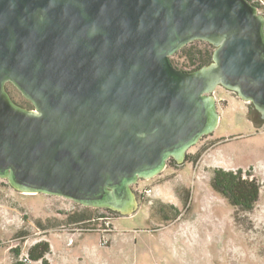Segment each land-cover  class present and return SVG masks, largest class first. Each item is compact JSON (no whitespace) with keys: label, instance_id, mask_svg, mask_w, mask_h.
Returning <instances> with one entry per match:
<instances>
[{"label":"water","instance_id":"1","mask_svg":"<svg viewBox=\"0 0 264 264\" xmlns=\"http://www.w3.org/2000/svg\"><path fill=\"white\" fill-rule=\"evenodd\" d=\"M191 45L211 62L196 69ZM218 86L264 120L249 0H0V178L129 212L134 184L215 131Z\"/></svg>","mask_w":264,"mask_h":264},{"label":"rangeland","instance_id":"2","mask_svg":"<svg viewBox=\"0 0 264 264\" xmlns=\"http://www.w3.org/2000/svg\"><path fill=\"white\" fill-rule=\"evenodd\" d=\"M251 2L264 16V0ZM213 96L221 116L215 131L182 162L170 158L161 173L134 184L129 212L19 191L0 178V264H43L28 255L42 239L51 243L48 264H264V120L233 91L218 86ZM215 167L258 178L252 210L212 188ZM83 214L91 218L77 221Z\"/></svg>","mask_w":264,"mask_h":264},{"label":"trees","instance_id":"3","mask_svg":"<svg viewBox=\"0 0 264 264\" xmlns=\"http://www.w3.org/2000/svg\"><path fill=\"white\" fill-rule=\"evenodd\" d=\"M249 1L251 2V0ZM207 45L212 46L209 42H207ZM180 51L184 52L185 56L189 57L191 62L197 63V66H195L196 69L209 64L212 60V53L214 52L210 48H200L196 45H191L188 49L184 46ZM171 59L178 66L179 63L173 57ZM211 182L214 190L225 196L231 205L243 211L252 210L259 200L261 183L256 176H252L249 172L245 175L242 167L236 169L215 167L213 168ZM90 218L91 216L89 214H83L76 218V220L83 221ZM50 244L49 241L44 239L33 244L28 251L29 260H41L43 264H48L46 256L50 252ZM15 264H25V262H16Z\"/></svg>","mask_w":264,"mask_h":264},{"label":"built area","instance_id":"4","mask_svg":"<svg viewBox=\"0 0 264 264\" xmlns=\"http://www.w3.org/2000/svg\"><path fill=\"white\" fill-rule=\"evenodd\" d=\"M145 192H148V193H151V192H153V189H151V188H148V189H146V191ZM106 242V241H105Z\"/></svg>","mask_w":264,"mask_h":264},{"label":"flooded vegetation","instance_id":"5","mask_svg":"<svg viewBox=\"0 0 264 264\" xmlns=\"http://www.w3.org/2000/svg\"><path fill=\"white\" fill-rule=\"evenodd\" d=\"M250 105L258 112V113H260L251 103H250ZM260 117H261V119L260 120H262L263 118H262V115L260 114Z\"/></svg>","mask_w":264,"mask_h":264},{"label":"clouds","instance_id":"6","mask_svg":"<svg viewBox=\"0 0 264 264\" xmlns=\"http://www.w3.org/2000/svg\"><path fill=\"white\" fill-rule=\"evenodd\" d=\"M147 189V188H146Z\"/></svg>","mask_w":264,"mask_h":264}]
</instances>
